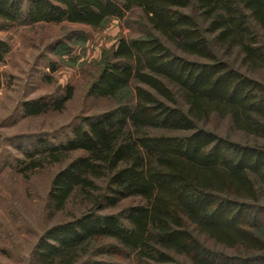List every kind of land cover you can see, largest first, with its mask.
Wrapping results in <instances>:
<instances>
[{
	"label": "trees",
	"instance_id": "1",
	"mask_svg": "<svg viewBox=\"0 0 264 264\" xmlns=\"http://www.w3.org/2000/svg\"><path fill=\"white\" fill-rule=\"evenodd\" d=\"M135 8L146 32L105 51L88 89L116 107L47 154L83 152L56 173L51 208L75 193L89 206L44 233L39 264H264V0H0V19L98 28ZM9 50L0 39V61ZM74 91L24 113L60 111ZM215 117L263 143L220 134ZM128 197L142 203L104 212Z\"/></svg>",
	"mask_w": 264,
	"mask_h": 264
},
{
	"label": "rangeland",
	"instance_id": "2",
	"mask_svg": "<svg viewBox=\"0 0 264 264\" xmlns=\"http://www.w3.org/2000/svg\"><path fill=\"white\" fill-rule=\"evenodd\" d=\"M20 1L24 8L30 2ZM145 32L139 8L98 28L67 21L10 24L0 19V39L10 45L0 61V264H39L34 252L44 233L87 211L89 205L79 193L59 211L49 201L56 173L83 152L72 151L60 162H51L47 154L66 143L83 118L116 107L111 98L89 96V86L102 69L105 51L121 36L134 38ZM258 35L264 42V33ZM235 56L233 49L227 58ZM69 85L74 86V96L62 110L24 113L26 101L50 99ZM207 126L242 143H263L227 119L215 117ZM34 158H42L43 166L30 167ZM140 203L141 198L128 197L104 212L116 213Z\"/></svg>",
	"mask_w": 264,
	"mask_h": 264
}]
</instances>
